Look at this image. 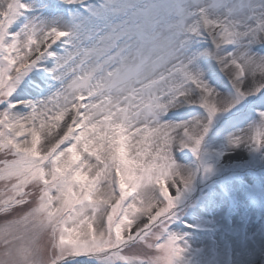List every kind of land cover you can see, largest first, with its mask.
Listing matches in <instances>:
<instances>
[{
	"label": "snow or ice",
	"instance_id": "snow-or-ice-1",
	"mask_svg": "<svg viewBox=\"0 0 264 264\" xmlns=\"http://www.w3.org/2000/svg\"><path fill=\"white\" fill-rule=\"evenodd\" d=\"M0 152V264H217L229 182L264 216V0H0Z\"/></svg>",
	"mask_w": 264,
	"mask_h": 264
},
{
	"label": "rangeland",
	"instance_id": "rangeland-1",
	"mask_svg": "<svg viewBox=\"0 0 264 264\" xmlns=\"http://www.w3.org/2000/svg\"><path fill=\"white\" fill-rule=\"evenodd\" d=\"M259 51V49H257ZM246 127V125H245ZM241 157L235 159H225L227 163L230 160H248V153L242 150ZM4 159H12L11 155H5L0 152V161ZM264 178V168L259 165H255L253 170L242 174L243 181L254 186L257 190L260 188L261 180ZM223 186V181L220 182ZM201 185L198 184V187ZM229 187L238 195V197L245 202L244 207H240L233 211L229 207L228 202L217 197L215 203L208 204L206 211L211 213L212 218L219 222L220 232L217 233V238H220V247L217 250L216 241L213 240L210 251L213 258L217 259V264H246L247 253L253 248V245H264V238L261 237L260 233L264 232V224L261 220H264V216L259 215V204L255 201L246 200L244 196V187L240 180H233L229 182ZM6 190L4 182L0 181V193ZM35 191V189H31ZM219 189H217V192ZM174 192V190H173ZM196 195H199L197 192ZM207 204L208 202L205 201ZM32 205H25L22 208H16L7 216H0V221L9 219L22 213ZM241 213H244L241 215ZM199 214V213H198ZM235 225V227H233ZM241 226L243 231L248 235L241 239L239 233L241 232ZM259 229V232L257 231ZM174 231H184L188 239L191 241L194 248L200 247L199 251H204V246L209 244L211 237L206 233L196 232L191 228L184 229L183 226H177ZM229 233L227 239L223 238V233ZM231 240V243L228 241ZM2 251V249H0ZM80 264H89L88 258L80 257Z\"/></svg>",
	"mask_w": 264,
	"mask_h": 264
},
{
	"label": "bare ground",
	"instance_id": "bare-ground-1",
	"mask_svg": "<svg viewBox=\"0 0 264 264\" xmlns=\"http://www.w3.org/2000/svg\"><path fill=\"white\" fill-rule=\"evenodd\" d=\"M242 153H243V151L240 150V151H238V152L236 153L235 156H227V157H225V159H235V158H237V157H241Z\"/></svg>",
	"mask_w": 264,
	"mask_h": 264
}]
</instances>
